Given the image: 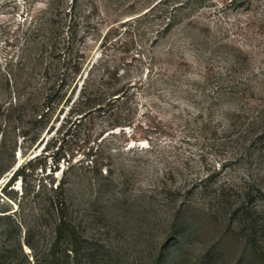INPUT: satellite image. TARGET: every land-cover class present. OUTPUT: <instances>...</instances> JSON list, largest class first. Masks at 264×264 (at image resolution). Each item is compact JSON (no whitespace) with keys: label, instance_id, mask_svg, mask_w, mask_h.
<instances>
[{"label":"rangeland","instance_id":"obj_1","mask_svg":"<svg viewBox=\"0 0 264 264\" xmlns=\"http://www.w3.org/2000/svg\"><path fill=\"white\" fill-rule=\"evenodd\" d=\"M48 1L0 0V264H49L33 193L65 178L97 264H264V0H61L58 67L74 54L84 77L143 85L78 126L69 107L42 126L24 96L48 61Z\"/></svg>","mask_w":264,"mask_h":264},{"label":"trees","instance_id":"obj_2","mask_svg":"<svg viewBox=\"0 0 264 264\" xmlns=\"http://www.w3.org/2000/svg\"><path fill=\"white\" fill-rule=\"evenodd\" d=\"M176 1L161 0L147 13L154 11L158 6L163 4L168 6L169 2L176 3ZM61 2V0H49L46 4V11L41 15L44 16L43 18L49 19L47 24L48 37L52 44L46 52V55H48L47 62L42 63V61H45L44 55L39 56L35 60L33 64L35 70L31 74H34L39 67V72L35 75L39 79L37 81L38 84L35 88L33 87L34 90L32 89V92H27L24 96L27 101L34 103H29L33 107L31 115L35 123L42 126L47 125L61 107L60 112L65 107H69V111L72 112L71 118L67 123L78 126L83 120L94 114H106L115 108H122L132 98V90L134 91L143 85L142 83H137V86L133 81L121 82V73L119 69L114 68L111 72L107 70L97 79H94L92 75L93 66L84 77L82 58L74 54L65 61L64 68L58 67L60 58L65 53L57 47L58 41L56 42L55 39L60 26L54 25L56 23L54 19H59L63 12ZM66 11V13H69L71 10L67 9ZM33 19L31 18V20ZM170 21L167 26L172 25ZM75 37V34L71 33L70 38L75 40ZM28 86L29 80L26 81V87ZM117 125L122 126V124H115L114 126ZM43 129L44 127L37 129L35 136L32 138V143L37 142L41 137ZM86 155L88 157L94 156V160L91 163L95 166L86 173L101 175V171L98 170L101 154L97 155L93 152V149H90ZM11 168L12 164H9L5 172H9ZM25 168L27 166H24L22 170L18 169L12 178L16 175L21 176ZM106 173L111 175L112 171L108 170ZM12 178L5 185L4 191L10 187ZM67 184V178L58 184H55V181H50L49 185L42 184L33 193V203L38 210L37 218L39 223L42 226H50L51 224L54 233V240L50 248L42 255L45 256L49 264H97L98 261L95 260L94 249L86 244L88 241L78 231L77 218L73 214L71 201L67 193ZM5 216H0V219ZM63 241L67 243V246L61 248L60 244ZM28 245L32 250L35 249L34 244ZM1 254L2 250L0 248V258H2Z\"/></svg>","mask_w":264,"mask_h":264}]
</instances>
